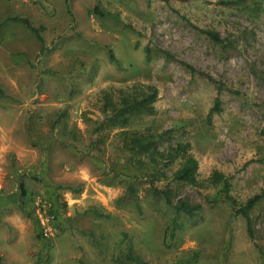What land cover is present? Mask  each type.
<instances>
[{"label":"rangeland","instance_id":"1","mask_svg":"<svg viewBox=\"0 0 264 264\" xmlns=\"http://www.w3.org/2000/svg\"><path fill=\"white\" fill-rule=\"evenodd\" d=\"M9 16L27 18L43 46L20 22L0 26V264H119L128 248L142 264H264V198L250 238L209 180L221 172L238 204L264 190V0H0V23ZM135 82L158 99L130 127L173 128L168 140L189 141L198 160L200 185L177 187L202 205L194 220L148 194L151 176L117 130L89 149L101 91ZM173 218L183 227L171 236Z\"/></svg>","mask_w":264,"mask_h":264},{"label":"trees","instance_id":"2","mask_svg":"<svg viewBox=\"0 0 264 264\" xmlns=\"http://www.w3.org/2000/svg\"><path fill=\"white\" fill-rule=\"evenodd\" d=\"M6 21L20 22L25 25L34 34L36 39L41 42V47L43 46V39L39 29L32 25L27 18L9 16L0 23V26ZM200 31L205 33L212 41L224 44V39L221 38L216 31L205 29H201ZM159 51L168 58H174L168 51L163 49H159ZM145 52L147 56H149L150 49L146 47ZM181 63L192 72H197L199 75L215 83L219 91L224 88V85L211 75L203 71H196L191 65L183 61H181ZM157 99L158 89L155 85L139 82H135L131 86L125 88L119 87L101 91L102 104L100 112L102 116L94 123L95 125L92 132L96 134L97 137L92 141L89 149H98L99 147L97 146H99V144H104L109 138L110 132L114 129L117 130L115 135L120 140L121 150L129 153L130 158L137 165L138 169L144 170L148 176H151V181L149 182V188L147 190L148 194L152 198H161L167 207L174 210L175 214L182 213L190 220H194V218L201 213L202 205L199 203L193 204L185 199L179 198L177 193V187L187 185L198 187L200 185L197 178L198 160L191 152L190 142L187 140H175L170 142L168 138L171 137L170 133L174 130L173 128L160 132H153L149 129L140 131L130 127L135 117L152 115L155 113L154 104ZM219 111L220 101L218 97H216L213 106L209 109L207 114L208 120H210L214 112ZM261 133L264 135V128L261 130ZM162 140L169 142H167L164 147H161L160 143ZM143 158L146 160H143ZM175 162H178V168L173 171L170 181L164 186L154 185L156 174H159V176L164 175L162 169ZM209 178L213 185L221 184L224 198L231 203L234 214L244 217L247 233L250 238H253L250 210L260 199L264 198V190L249 197L244 203L238 204L230 194L231 183L227 177H224L221 172L214 170ZM132 181L133 180L127 182L126 185V193L129 196H135L137 192V187L133 186ZM171 184H174L175 187L171 186ZM19 186L21 189L23 186L22 183H20ZM171 221L170 235L174 236V228H182L183 225L177 223L175 218ZM118 263L142 264V260L133 253L132 248H128L126 259L124 261H118Z\"/></svg>","mask_w":264,"mask_h":264}]
</instances>
